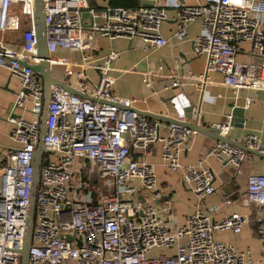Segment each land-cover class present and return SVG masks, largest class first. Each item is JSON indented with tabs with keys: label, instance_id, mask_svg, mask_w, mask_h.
Wrapping results in <instances>:
<instances>
[{
	"label": "built area",
	"instance_id": "obj_1",
	"mask_svg": "<svg viewBox=\"0 0 264 264\" xmlns=\"http://www.w3.org/2000/svg\"><path fill=\"white\" fill-rule=\"evenodd\" d=\"M42 4L49 63L78 68L75 84H65L79 94L50 88L43 139L50 153L41 168L27 264H256L250 249L239 251L215 238L218 232L239 234L248 218L232 213L215 221L216 209L198 204L177 226L172 199L158 187L153 166L145 159L147 149L160 144L161 165L170 173H181L183 184L201 203L215 191L214 175L205 163L215 158L239 174L245 152L216 142L195 165H183L181 155L199 133L171 123L162 135L157 121L132 109V99L113 94L111 64L119 53L92 59L81 15L87 11L97 20L90 22V29L103 38L137 39L154 48L188 41V27L199 23L191 42L194 56L204 60L203 72L198 77L168 76L174 79L172 87L198 82L203 92L219 75L220 84L238 94L264 91V0L177 3L169 38L159 32L167 20V6L157 0L150 8L140 3L136 8L94 9L88 0ZM58 50L80 58L56 57ZM38 62L34 0H0V69L18 81L6 121L19 146L5 152L0 162V264H20L42 105V81L30 69ZM87 70L97 72L96 81ZM145 86H150L148 80ZM252 103L247 97L245 108ZM230 120L229 115L217 125L223 138ZM240 145L264 154V142L253 134L244 135ZM84 168H89L86 173ZM244 200L261 209L252 222L264 247V174L247 177ZM261 259L264 263V252Z\"/></svg>",
	"mask_w": 264,
	"mask_h": 264
},
{
	"label": "crops",
	"instance_id": "obj_2",
	"mask_svg": "<svg viewBox=\"0 0 264 264\" xmlns=\"http://www.w3.org/2000/svg\"><path fill=\"white\" fill-rule=\"evenodd\" d=\"M88 1L94 9L108 5V0ZM157 1L167 6L165 9L167 20L160 26L159 32L163 37L169 38L175 29L176 11L173 6L180 2L194 6L203 0ZM90 22L89 18H85L82 25L94 51L92 59H100L111 51L119 53L118 58L111 64L113 94L132 99V109L140 115L160 116L162 121H157L160 134L166 133L170 120H176L181 124L193 123L195 114L203 118L207 127L220 125L231 115V106H236L244 110V123L241 128L230 127L226 138L240 144L244 135L253 134L264 142V91L241 90L235 94L220 84L219 75L212 77L214 83L207 85L203 92L198 82L185 81L178 88L172 87L174 79L168 76H187L191 73L198 77L203 72L204 60L194 56L191 42L199 31V23L195 22L188 27V41L180 44L170 42L166 47L154 48L142 44L137 39L103 38L90 29ZM56 57H68L78 61L80 55L58 50ZM238 59L244 60L241 55ZM77 71L78 68L67 67L62 72L52 73L51 70V73L61 82L74 85ZM150 73L155 75L150 76ZM87 74L96 81L97 72L87 70ZM147 80L150 82L148 88L145 86ZM17 89L18 81L12 78L7 70L0 69V162L5 152L19 147L11 136L12 126L6 121ZM247 97L252 98L253 103L245 108ZM189 110H192L190 118L187 117L190 114ZM215 143V140L201 134L192 137L181 155V163L195 165ZM160 151V144L151 145L145 153V159L153 166L158 187L172 199L174 221L177 226L184 224L186 216L198 204L205 210L215 208L212 214L215 221H221L232 213L240 214L250 222L242 227L239 234L218 232L215 233V238L229 243L239 251L250 249L256 264H264L261 259L264 247L257 238L256 226L252 222L262 212L261 209L246 205L244 202L247 177L251 174H264V159L244 151L246 156L241 172L236 174L231 166L222 167L215 158H210L205 165L214 175L215 191L198 203L197 198L183 184L182 174L170 173L161 165ZM225 200L230 201V204L225 205Z\"/></svg>",
	"mask_w": 264,
	"mask_h": 264
},
{
	"label": "water",
	"instance_id": "obj_3",
	"mask_svg": "<svg viewBox=\"0 0 264 264\" xmlns=\"http://www.w3.org/2000/svg\"><path fill=\"white\" fill-rule=\"evenodd\" d=\"M149 1V2H148ZM155 0H141L142 7L150 8L153 6ZM82 21L85 18H89L91 24L96 22L97 20L92 18L87 11L83 12ZM34 25L36 31V38H37V53L39 62L35 65L30 66V69L38 75V77L42 81L43 93H42V105H41V112L39 115V130H38V141L35 147V150L32 154V183L30 189V206L29 211L26 219V226L24 231V238L21 249L19 251L20 254V264H27L28 258V250L31 245L32 239V231L34 226V219H35V206H36V196L39 190L40 185V173L43 164V159L45 154H49L50 152L47 151L43 144V139L46 134L47 130V118H48V106H49V99H50V88L52 86L60 87L63 90L69 92L70 94L78 95L79 93L72 89L70 86L66 85L65 83L61 82L60 80L56 79L51 73V65L49 63V56L46 48V33L44 27V10L42 0H34ZM25 65V64H24ZM231 120L229 122L230 127L241 128L244 123V110L242 108L231 106ZM132 111V110H131ZM190 111V110H189ZM192 110L190 114L187 116L188 118L191 117ZM142 116L147 117L150 120L155 121H162V118L157 115L152 114H142ZM195 121L193 123H185L186 127L191 130L197 131L199 134L207 136L215 140L216 142H226L232 144L236 147L241 148L245 152L252 153L258 156L261 159H264V154L254 152L252 150L247 149L246 147L237 144L236 142H231L228 138H223L219 135V127L218 126H206V123L203 122V118L199 117V115L195 114ZM199 122V124H198ZM171 123H180L176 120H170L169 124ZM143 201V199L141 198Z\"/></svg>",
	"mask_w": 264,
	"mask_h": 264
},
{
	"label": "trees",
	"instance_id": "obj_4",
	"mask_svg": "<svg viewBox=\"0 0 264 264\" xmlns=\"http://www.w3.org/2000/svg\"><path fill=\"white\" fill-rule=\"evenodd\" d=\"M140 4V0H108L111 7L136 8Z\"/></svg>",
	"mask_w": 264,
	"mask_h": 264
},
{
	"label": "rangeland",
	"instance_id": "obj_5",
	"mask_svg": "<svg viewBox=\"0 0 264 264\" xmlns=\"http://www.w3.org/2000/svg\"><path fill=\"white\" fill-rule=\"evenodd\" d=\"M62 58L69 59L68 57H62ZM53 68H54V67H51L52 73H53V71H54ZM63 69L66 70V68H59V69H57V70H58L59 72H62ZM59 72H56V73H59ZM88 169H89V168H84V169H83L84 173H86V172L88 171Z\"/></svg>",
	"mask_w": 264,
	"mask_h": 264
},
{
	"label": "bare ground",
	"instance_id": "obj_6",
	"mask_svg": "<svg viewBox=\"0 0 264 264\" xmlns=\"http://www.w3.org/2000/svg\"><path fill=\"white\" fill-rule=\"evenodd\" d=\"M57 69H59V67H54V68H53V70H54L55 72H59Z\"/></svg>",
	"mask_w": 264,
	"mask_h": 264
}]
</instances>
